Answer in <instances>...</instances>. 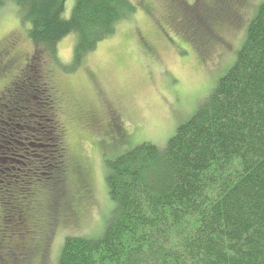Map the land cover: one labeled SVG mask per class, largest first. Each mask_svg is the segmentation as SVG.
<instances>
[{
  "label": "trees",
  "instance_id": "16d2710c",
  "mask_svg": "<svg viewBox=\"0 0 264 264\" xmlns=\"http://www.w3.org/2000/svg\"><path fill=\"white\" fill-rule=\"evenodd\" d=\"M66 4L0 0V11L14 8L35 47L0 95V264L46 262L53 233L77 223L89 199L59 118L58 101L70 98L55 95L44 67L59 65L60 44L75 36L73 66L82 67L119 23L138 9L150 11L131 0H76L66 18ZM171 9V19L179 20ZM227 13L202 11L179 20L178 28L207 50L221 41ZM14 64L12 55L0 53V80ZM90 121L86 127L107 151L125 148L106 163L115 207L100 237L67 238L58 264H264V3L231 69L164 148L134 147L135 132L116 117L102 126ZM6 221L15 228L25 223L28 239L9 240Z\"/></svg>",
  "mask_w": 264,
  "mask_h": 264
},
{
  "label": "rangeland",
  "instance_id": "374dc122",
  "mask_svg": "<svg viewBox=\"0 0 264 264\" xmlns=\"http://www.w3.org/2000/svg\"><path fill=\"white\" fill-rule=\"evenodd\" d=\"M131 1L138 7L149 6L150 11L138 9L129 20L119 23L116 33L100 43L82 67L73 66L74 43L78 41L75 35L76 39L71 37L60 44V64L44 67L55 95L64 97L66 93L70 98L67 103L65 99L58 101L59 118L65 126L69 154L86 175L89 199L77 223L53 233L45 245L47 261L40 258L34 264H58L67 238L100 237L115 207L108 197L106 163L112 161L109 157L123 154L125 148L118 146L107 151L98 143V133L86 127L90 120L98 119L102 126L116 117L135 132L134 147L150 143L164 148L231 69L246 39L247 27L258 6L264 3V0ZM75 2L67 0L66 18L71 16ZM171 7L176 8L182 22L199 17L202 11L214 16L223 10L228 11L225 15L231 20L218 29L221 41L205 50L196 40L186 39L178 28L179 20L174 14L170 17ZM15 18L16 12L10 5L0 11V53L6 51L15 58L14 68L0 80V95L18 76L17 70L24 68L35 53L25 27ZM200 25L210 30L206 23ZM30 90L31 87L25 88L21 95ZM73 107L77 111H72ZM3 217L0 216V226ZM68 221L72 222V217ZM13 225L6 221L9 240L28 239L31 232L25 223L20 228Z\"/></svg>",
  "mask_w": 264,
  "mask_h": 264
},
{
  "label": "flooded vegetation",
  "instance_id": "af4514ba",
  "mask_svg": "<svg viewBox=\"0 0 264 264\" xmlns=\"http://www.w3.org/2000/svg\"><path fill=\"white\" fill-rule=\"evenodd\" d=\"M68 101H65V103H67Z\"/></svg>",
  "mask_w": 264,
  "mask_h": 264
}]
</instances>
